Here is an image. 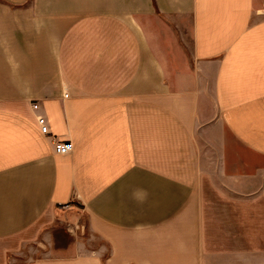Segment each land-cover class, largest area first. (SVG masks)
I'll return each instance as SVG.
<instances>
[{"label":"crops","instance_id":"1","mask_svg":"<svg viewBox=\"0 0 264 264\" xmlns=\"http://www.w3.org/2000/svg\"><path fill=\"white\" fill-rule=\"evenodd\" d=\"M42 9L0 42V264H264V0Z\"/></svg>","mask_w":264,"mask_h":264},{"label":"rangeland","instance_id":"2","mask_svg":"<svg viewBox=\"0 0 264 264\" xmlns=\"http://www.w3.org/2000/svg\"><path fill=\"white\" fill-rule=\"evenodd\" d=\"M35 4L36 0H0V42L60 37L70 19L56 16V11H36Z\"/></svg>","mask_w":264,"mask_h":264},{"label":"built area","instance_id":"3","mask_svg":"<svg viewBox=\"0 0 264 264\" xmlns=\"http://www.w3.org/2000/svg\"><path fill=\"white\" fill-rule=\"evenodd\" d=\"M39 109V104L35 103L34 104V110H38ZM38 126H39V129H40V133L43 135H46V136H50L52 135L51 132H50V126H49V121L48 119H46V117L44 116H41V117H38ZM53 146H54V149H55V153L57 155L61 154V155H68L70 154L72 151H73V145L68 142V141H63L59 138H54L53 140Z\"/></svg>","mask_w":264,"mask_h":264}]
</instances>
